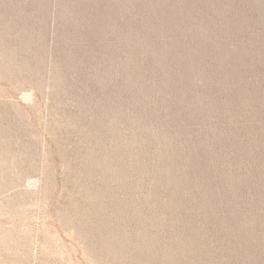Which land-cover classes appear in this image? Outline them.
Listing matches in <instances>:
<instances>
[{"label":"rangeland","instance_id":"rangeland-1","mask_svg":"<svg viewBox=\"0 0 264 264\" xmlns=\"http://www.w3.org/2000/svg\"><path fill=\"white\" fill-rule=\"evenodd\" d=\"M0 264H264V0H0Z\"/></svg>","mask_w":264,"mask_h":264}]
</instances>
